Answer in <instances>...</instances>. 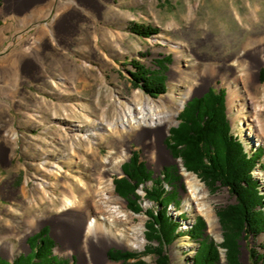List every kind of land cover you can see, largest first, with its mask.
<instances>
[{
    "label": "rangeland",
    "instance_id": "obj_1",
    "mask_svg": "<svg viewBox=\"0 0 264 264\" xmlns=\"http://www.w3.org/2000/svg\"><path fill=\"white\" fill-rule=\"evenodd\" d=\"M134 22L154 26L159 32L141 37L129 29ZM253 33H264V0H3L0 6V226L6 222L25 231L32 221L40 219L41 223L27 231L26 246L14 257L4 253L0 257L14 261L21 254L28 256L32 252L30 244L35 249L42 238V244H49L42 234L35 239L46 227L54 240L55 258L68 260L69 264H85L79 244L67 241L68 237L61 232L71 224L64 216L76 208L64 209V190L73 188L78 193L92 192L94 188L92 196L98 200L101 190L109 187L110 182L115 186L114 179L123 176V165L135 152L154 171L155 178L170 165L177 166L181 175V205L178 208L172 205L169 211L181 220L183 236L167 248L168 264L193 263L199 243L188 235V229L198 216L207 222L205 236L222 242L221 224L211 228L198 206L206 205L220 221L217 210L233 201L228 189L221 187L211 192L196 174L184 168L180 158H169L163 152L160 130L139 127L126 114L133 108L138 119L139 108L149 102L162 111L172 109L170 97L179 102L190 88L199 86L201 76L188 81L172 73L177 53L182 56L185 71L201 64L202 74L206 75L209 65L227 64L229 56L241 54ZM162 57L172 58L167 64V91L155 98L132 85L129 70L133 67L127 63L138 59L153 68ZM239 71L243 73L242 67ZM244 80L232 83L242 94L233 108L228 102L230 81L219 75L198 93L189 95L187 101L194 94L207 92L209 87L226 90L234 134L245 140L247 152H260L253 172L264 194V130L263 134L257 131L249 111L242 116L239 106L251 93ZM259 83L258 97H262L264 82ZM183 109L172 120L164 145L171 128L179 123ZM261 119L264 121V115ZM111 153L118 160L125 156L118 165L121 172L113 171L115 165L105 167L102 162ZM152 185L153 182H147L144 188ZM24 187L26 194L22 192ZM194 187L203 188L202 193L195 195ZM144 188L138 190L142 196ZM114 192L130 215L127 225L142 226L144 238L138 249L114 245L108 253L122 248L144 254L148 216L130 210L128 201L117 194L115 187ZM142 206L147 210L154 203L142 200ZM184 214L182 220L180 216ZM93 216L99 217L101 213ZM11 239L17 247L21 245L19 237ZM94 245L86 252L89 264H98ZM251 248L264 254V233L241 240L243 264H258L250 257ZM142 258L145 264H159L156 255ZM109 259L102 264L123 263ZM221 259L225 264L223 249Z\"/></svg>",
    "mask_w": 264,
    "mask_h": 264
},
{
    "label": "trees",
    "instance_id": "obj_2",
    "mask_svg": "<svg viewBox=\"0 0 264 264\" xmlns=\"http://www.w3.org/2000/svg\"><path fill=\"white\" fill-rule=\"evenodd\" d=\"M129 29L146 38L159 32V28L138 22L131 23ZM171 60V57L159 58L152 68L138 59H131L127 64L133 67L129 70L132 85L155 98L165 93L167 64ZM261 80L264 82V68ZM227 109L226 90L211 88L202 97H194L186 103L179 115V124L171 128L166 140L170 153L180 158L185 169L196 174L211 192L227 188L233 198L217 210L223 230L222 242L217 243L210 236H205L207 222L202 216H198L189 227L188 235L199 243L192 264H223L221 249L225 251V264H243L241 240L264 233V194L253 174L260 152L251 156L253 154L247 152L246 146L233 134ZM123 172L122 177L114 179L115 190L128 201L130 210L144 212L148 216L145 224L147 243L144 254L111 249L109 256L112 260L123 261L122 264H145L143 255L153 254L159 264H168L167 248L183 236L181 220L169 211L170 206L178 208L181 205L178 167L167 166L155 178L154 171L146 162L140 161L139 153L135 152L124 163ZM150 181L153 182L152 187L144 188ZM141 186L145 190L144 196L138 192ZM142 200L153 202L154 207L144 210ZM180 217L185 219V214ZM41 234L49 244H42V238L35 249L30 244L32 252L28 256L21 254L13 262L0 257V264H69L68 260L52 255L55 244L48 228L39 231L35 239ZM33 256L36 257L34 261ZM250 257L256 263L264 264V254L253 248L250 249ZM131 259L136 260L130 262Z\"/></svg>",
    "mask_w": 264,
    "mask_h": 264
},
{
    "label": "bare ground",
    "instance_id": "obj_3",
    "mask_svg": "<svg viewBox=\"0 0 264 264\" xmlns=\"http://www.w3.org/2000/svg\"><path fill=\"white\" fill-rule=\"evenodd\" d=\"M181 59L182 56L177 53L172 73L177 74L180 79L188 81L196 80L198 76H201L198 82L199 86L190 88L188 93L179 102L174 97H170L169 102L173 106L172 109L162 111L155 103L149 102L139 108L141 116L138 119L135 118L137 116L133 108H130L126 114L127 117L135 120L137 126L149 131L160 130L162 132L159 144L169 158H172V156L166 148L167 145H164V138L169 132L172 120L176 119L180 109L187 102L189 95L198 93L204 86L216 79L217 75L230 81L228 102L231 108L242 96L238 87H233L232 83L238 82L241 78L245 79L244 84L251 91L249 93L250 98L242 102L239 107L243 111L242 116L247 111L251 113V120L255 123L257 131L263 134L264 121H262L261 117L264 115V92L262 93V97H258V95L260 94L261 86V83H259L261 81L260 68L264 65V33L251 34L248 37V41L244 44L241 54L229 56L227 64L225 62L219 66L209 65V71L206 75L202 74L203 69L201 64L192 66L190 71H185L181 65ZM240 67H242L243 73H240ZM121 159L118 160V157L114 153H111L102 162L105 164V167L115 165L113 171L121 172V168L118 166ZM114 187V184L110 182L109 187L100 191L101 195H99L98 200L92 196L94 188L92 192L80 190L78 193L73 188H65L64 190V209L76 208L72 213L64 216L71 224H68V228L64 232H61L66 238L68 237L67 241H75L76 244H79L85 264H89L90 258L86 252L92 244H96L94 245L96 247L94 253L95 259L98 260V264H102L103 262H108L106 252L109 247L115 245L127 249H138L143 241L142 226L127 225L130 223V215L123 209V204L120 203L119 197L115 194ZM202 189L201 187H194L192 191L195 195H198L202 193ZM22 192L26 194L25 187ZM84 203H86V206H84ZM198 210L203 212L208 218L211 228L219 224L216 214H212L206 205L199 204ZM94 213H101V216H93ZM39 221L41 220L32 221L28 226L26 225L25 231H22L11 223L5 222L4 226H0V242H2L0 243V253L14 257L18 250L26 246L27 231L34 230L37 223H41ZM120 222L124 223V225L121 226ZM88 233L91 235H88ZM12 237L20 238L21 245L19 247L11 239Z\"/></svg>",
    "mask_w": 264,
    "mask_h": 264
},
{
    "label": "water",
    "instance_id": "obj_4",
    "mask_svg": "<svg viewBox=\"0 0 264 264\" xmlns=\"http://www.w3.org/2000/svg\"><path fill=\"white\" fill-rule=\"evenodd\" d=\"M261 80V79H260ZM210 90V87L207 89V91H209ZM205 94V92L204 93H202V94H198V95H192L191 96V98L190 99H193L194 97H198V98H200V97H202L203 95ZM189 99V100H190ZM179 124V123H178ZM177 124V125H178ZM176 125V126H177ZM172 155V154H171ZM172 158H174V156L172 155ZM181 160V159H180ZM219 223H220V221H219ZM252 237V236H251ZM245 241V240H244ZM120 250H123L122 248H120ZM107 257L109 258V255H108V251H107ZM110 260V259H109ZM11 262H13V261H11Z\"/></svg>",
    "mask_w": 264,
    "mask_h": 264
}]
</instances>
